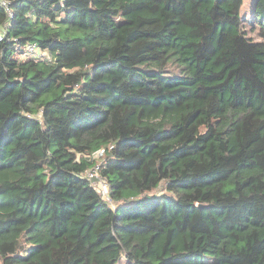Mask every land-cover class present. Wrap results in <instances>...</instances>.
Masks as SVG:
<instances>
[{"label":"trees","instance_id":"obj_1","mask_svg":"<svg viewBox=\"0 0 264 264\" xmlns=\"http://www.w3.org/2000/svg\"><path fill=\"white\" fill-rule=\"evenodd\" d=\"M243 2L0 3V264H264V0L257 39Z\"/></svg>","mask_w":264,"mask_h":264},{"label":"built area","instance_id":"obj_2","mask_svg":"<svg viewBox=\"0 0 264 264\" xmlns=\"http://www.w3.org/2000/svg\"><path fill=\"white\" fill-rule=\"evenodd\" d=\"M0 3L4 6L7 14L11 17L12 13L8 7V0H0ZM24 54L38 57L48 58L49 54L46 49H41L35 42H28L23 47ZM85 176L89 179L90 184L96 188L101 196L109 200L107 194V183L106 180L101 177L97 171V167H93L85 172Z\"/></svg>","mask_w":264,"mask_h":264},{"label":"rangeland","instance_id":"obj_3","mask_svg":"<svg viewBox=\"0 0 264 264\" xmlns=\"http://www.w3.org/2000/svg\"><path fill=\"white\" fill-rule=\"evenodd\" d=\"M252 0H244L243 5L241 7V13H242V23L244 26V29L247 32L248 36H252L255 39H257L256 36V30H253L252 26ZM224 167H220L218 170L214 172V174H221L223 173ZM117 264H126V262L122 259Z\"/></svg>","mask_w":264,"mask_h":264}]
</instances>
